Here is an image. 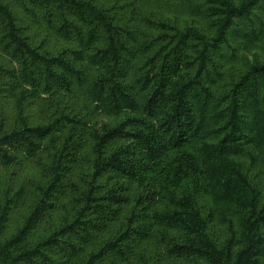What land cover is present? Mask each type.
Wrapping results in <instances>:
<instances>
[{"label":"trees","instance_id":"16d2710c","mask_svg":"<svg viewBox=\"0 0 264 264\" xmlns=\"http://www.w3.org/2000/svg\"><path fill=\"white\" fill-rule=\"evenodd\" d=\"M0 264H264V0H0Z\"/></svg>","mask_w":264,"mask_h":264}]
</instances>
